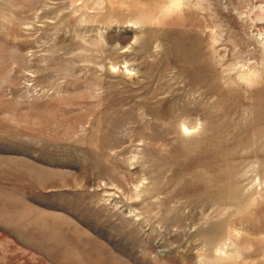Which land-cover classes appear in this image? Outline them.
Instances as JSON below:
<instances>
[{"label":"rangeland","instance_id":"rangeland-1","mask_svg":"<svg viewBox=\"0 0 264 264\" xmlns=\"http://www.w3.org/2000/svg\"><path fill=\"white\" fill-rule=\"evenodd\" d=\"M0 264H264V0H0Z\"/></svg>","mask_w":264,"mask_h":264}]
</instances>
